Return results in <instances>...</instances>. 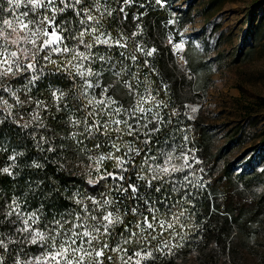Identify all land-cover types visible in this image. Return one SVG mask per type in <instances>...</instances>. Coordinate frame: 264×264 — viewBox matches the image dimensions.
Listing matches in <instances>:
<instances>
[{
  "label": "rangeland",
  "instance_id": "374dc122",
  "mask_svg": "<svg viewBox=\"0 0 264 264\" xmlns=\"http://www.w3.org/2000/svg\"><path fill=\"white\" fill-rule=\"evenodd\" d=\"M104 1L107 3L104 5L114 13L117 0ZM147 3L144 12L134 10L133 20L137 24L130 30H117L111 27L110 21L102 24L103 30L110 32L113 40L126 38L122 42L127 47L105 48L102 51L101 55L112 57L116 71L121 68L125 71L118 78L105 67L99 77L101 88L109 87L108 94L125 108L132 107L135 97L123 86L124 79L134 85L137 93L143 94L147 89L162 104L164 101L159 94L158 85L164 89L183 127L174 136L164 139L162 145L148 155L156 156L155 162H160L161 152L175 147L177 158L173 163L177 167L183 166L184 161L179 156L181 152H187L192 168L166 178L167 183L154 181L153 185L159 183L164 187H173L174 181L182 180L187 174L192 184L203 183L204 187L196 188L186 183L182 190L190 186L195 189L199 198L210 196L212 209L219 203V210L224 214L223 217L229 219L231 226L225 233L228 241L226 249L215 241L206 244L205 240H198L202 236L194 237L195 233L202 234L207 226L206 220L202 218V207L195 202L187 204L185 198L180 199L178 206L172 208L171 212L168 210L157 216L158 220H170L172 212H184L180 217V223L184 225V228H180L183 239H179L177 245L170 246L172 253L168 255L176 257L181 264H209L205 262L208 256L204 252L215 249L216 264H264V210L261 209L258 217L252 219L242 230L235 224L232 216L248 206L254 211L261 204L260 198L264 192V107L260 104V100L264 98V0H166L164 6L156 4L155 0H147ZM131 5L132 2L119 5L118 11L121 7L124 8L122 21H125L124 13L128 14ZM151 13H159L158 16L162 18L163 35L156 29L154 35L149 37L144 23L145 16ZM3 15L10 18L8 13ZM137 16L140 20L135 19ZM134 32L137 33L136 36L132 35ZM170 35H175L176 40L184 44V57L179 61H175L172 55ZM86 39L92 42L91 37ZM129 41L134 44H129ZM137 45L145 50L155 48L157 51L153 56L145 57L136 51ZM132 54L137 56V61L131 60ZM145 60L151 71L142 75L145 82H140L138 86L137 79L125 73L128 68L139 69L140 64L144 66ZM99 65L100 62H96L93 67L99 70ZM139 75L136 73L134 76ZM91 79L95 82L97 78ZM100 92V88L90 90L98 99ZM193 107L197 108L196 112H192ZM163 109L164 107L160 109L161 116L165 114ZM185 136L187 140L184 139ZM120 139L121 148L125 149L123 142L131 138L122 136ZM102 151L107 153L105 149ZM192 157L199 163H195ZM143 161L144 156L139 159L140 167L134 173L136 181H139L137 174H148L147 165ZM227 167L232 168V175L228 180L221 179ZM104 168L110 172L117 170L113 160L106 161ZM255 172L262 173L261 183L253 182L246 186L245 182L236 177L237 173L247 175ZM90 179L96 180V177ZM113 183L112 180L104 183L103 199ZM97 184L98 182L92 185ZM215 185H219L216 197L212 193ZM175 186L179 187L178 184ZM228 189H231V199L228 197ZM198 217H201L200 221H197ZM119 226L120 224L114 225L112 233ZM246 230H249L247 235ZM132 231L138 230L134 228ZM144 236L147 233L138 234L137 240ZM197 240L200 241L199 247L190 244ZM148 244L138 242L134 251L141 248L152 250ZM200 248L202 251H199ZM43 250L38 244L37 252L32 258L41 255ZM167 251L164 250V253ZM133 252L127 254L131 256Z\"/></svg>",
  "mask_w": 264,
  "mask_h": 264
},
{
  "label": "snow or ice",
  "instance_id": "6c2138e0",
  "mask_svg": "<svg viewBox=\"0 0 264 264\" xmlns=\"http://www.w3.org/2000/svg\"><path fill=\"white\" fill-rule=\"evenodd\" d=\"M5 2L7 7H5ZM84 0H0V109L3 110V118H0V126L6 124L11 119V122L18 128L29 129L34 127V131L28 133L32 139L36 141L37 146L42 143H49L47 152H55V147L51 146L50 141H47L43 135L39 138L35 135V130L45 129L46 125L40 115V111H47V105L42 101L36 100V108L30 114V119L21 124L13 113L15 105L24 106L28 101L22 100L18 92H32L36 87L37 82L45 74V67L53 66L57 73H64L70 79L75 81L79 78L80 89L79 95L82 100L86 101L82 104L86 110V116L83 121L79 118H70L73 128H78L83 124L82 131H72L70 138L78 145L84 144L85 140H95L98 137H106V143L110 145V151L107 153L100 152L98 155H89V176L95 172L96 180L89 179V184H95L99 180L111 179L115 184V190L119 193H130L131 199L134 201L143 199L144 208L151 215V220L148 215H144L142 209L138 206H133L130 211L133 215H140L142 220L137 221L135 228L138 231H129L125 225V231L129 232L127 237H122V240L117 242L115 247H111L106 241H102L101 237H110L114 225L124 224L123 217L118 211L107 210L114 203L111 198H104L102 201L91 199L94 208H89L84 205L83 201L72 197L77 205H81V210L74 213L72 219H58L53 227L47 231H41L37 225L40 221V216L37 212H23L21 205L13 199L9 205V211L6 218L16 216V220H12L13 225L19 223L21 226L15 228V232L22 236V239L17 241L11 237H3L0 234V264H6L3 252L9 251L11 244H40L44 250L41 255L31 258L27 261H21L19 257L14 260V264H104L106 252L120 254L119 259L121 264H142L143 261L155 259L153 250H145L143 248L135 250L131 256L127 255L128 249L124 245L133 244L136 241L138 234L148 233L140 241L141 243H150L148 237L152 240L156 239L155 233L157 228L160 229L162 235L165 231L179 228H184L180 223V217L184 212H172L170 220L157 219L156 213L159 209L155 206L156 203H163L166 198L161 201L151 202L139 196L140 187L130 178L126 177L125 173L129 171V167L135 166V158L141 156L142 150L135 146L136 142H142L143 145H151L153 137L161 132V125L166 123L163 116L160 114V109L165 107L154 95L147 89L143 94L135 91L134 85L127 79L123 81V86L128 90L129 94L135 97V103L130 108H125L116 99L109 95V87L101 88L99 77L102 75L105 67L116 77H121L124 74V68L116 71V64L113 63L112 57L105 54L101 55L94 48L98 45L105 48L119 47L126 48V43L122 40L124 37L113 40L111 33L103 30L102 18L105 14L112 16V11L103 8L96 0L94 7L87 6L79 7ZM132 0H124V4L131 3ZM155 3L164 6L166 0H155ZM21 8L24 10L21 11ZM71 9L74 16L78 18V27H70L67 19H61L58 22V16ZM121 12L124 8L121 7ZM99 15H94L93 13ZM8 13L10 18L3 14ZM125 18L127 16L124 13ZM137 16L135 19H139ZM172 23V21H170ZM140 28V25H137ZM136 36L137 33H132ZM87 37H91L89 42ZM169 42L172 43L171 38ZM173 48L177 52L183 51V42L174 43ZM83 49V50H81ZM137 52L142 53L145 57H151L157 51L155 48L145 50L142 46L137 45ZM123 56V53L121 54ZM133 62L137 61L135 54L131 55ZM183 59V57H182ZM100 62L99 70H96L93 65ZM186 62V61H185ZM147 65L148 61L145 60ZM128 75L136 79L133 73L128 72ZM23 77L25 83L23 89L15 88L10 82ZM92 77H96L93 82ZM137 84L140 81L137 79ZM100 88V98L90 93V90ZM4 93L8 94L14 100V103H9L4 97ZM54 100L57 101V111H60L59 102L64 100L65 93L59 89L52 92ZM67 107V104L64 105ZM192 112H196L197 108L193 107ZM173 115L177 113L173 111ZM23 117H21L22 119ZM191 118V117H189ZM167 123H171L169 119ZM150 125H152L150 127ZM115 133V135H112ZM127 136L131 138L123 142L125 151L121 153V137ZM3 137V130L0 129V138ZM82 137L83 139H78ZM141 138H143L141 140ZM187 140V136L184 137ZM158 142V140H157ZM94 149L104 147L102 143H93ZM42 150H44L42 148ZM84 150H89L87 145H84ZM151 148L144 152L143 163L147 165L148 174H137V179L146 183L147 187L152 188L153 182L167 183L166 178H172L174 174L186 172L192 168L189 162V153L181 152L179 158L183 159L184 164L177 167L173 161L176 148L172 147L170 151L161 152V160L157 161L154 155H148ZM22 152H15L9 157L13 161L12 167H16L15 160L18 156H22ZM195 160L194 157H192ZM113 160L116 165V171H107L104 168L106 161ZM195 163H199L195 160ZM32 167L40 169L42 164L34 162ZM3 173L12 176L13 173L9 167L2 170ZM125 181L127 185L125 186ZM173 191H179L184 188L185 184H191L196 188H203V183L192 184L187 174L182 180L174 181ZM179 185L176 187L175 185ZM155 192H161V187H155ZM191 195L188 192L184 193L182 199ZM174 205L169 206L171 212ZM95 208L103 209L98 217L93 212ZM175 235H180L177 231ZM59 238V239H58ZM183 239V237H181ZM50 241V244L47 242ZM99 245V246H98ZM166 254L172 253V248L165 242L162 248H156V252ZM109 261L112 260L111 255L107 256Z\"/></svg>",
  "mask_w": 264,
  "mask_h": 264
},
{
  "label": "trees",
  "instance_id": "16d2710c",
  "mask_svg": "<svg viewBox=\"0 0 264 264\" xmlns=\"http://www.w3.org/2000/svg\"><path fill=\"white\" fill-rule=\"evenodd\" d=\"M110 0H108L109 2ZM102 10L103 8H109L105 6L104 0H99ZM124 0H117L116 9L111 17L105 16L102 18V24L106 21H110L111 27L119 30H130L136 26V21L133 20V12L136 10L138 13L145 11L147 0H132L133 5L130 7V11L126 16L125 21H122L124 17L122 12L118 11L119 5L123 3ZM96 0H84V2L79 7L87 6L89 8L94 7ZM143 4L145 5L143 7ZM94 15H99L98 13H93ZM159 13H151L145 16V29L148 31L149 37H152L155 30L158 29L160 35H163L161 28V17L158 16ZM61 19H67L70 23V27H78V18H76L69 9L65 13L58 16V22ZM140 20V19H138ZM129 44H134L129 41ZM95 51L105 50V47L98 45L94 48ZM126 50V49H125ZM15 88L23 89L25 83L23 77H18L15 80L10 81ZM59 89L65 93L64 100L59 102L60 111H57V101L54 100L52 92ZM80 81L77 78L75 81L70 79L64 73H57L53 66L48 65L45 67V74L37 82L36 87L32 89L30 93H24L23 91L18 92V95L22 100L28 101L31 97L30 102H26L23 107L20 105H15L13 108V113L16 119L20 121L21 124L27 122L30 119V114L36 108L35 101L40 100L44 105H47V111H40V115L46 125L45 129L35 130V135L39 138L41 135L45 137L47 141H50L51 146L55 147V152H47L46 149L50 146L49 143H42L41 146H37L36 141L32 139L28 133L34 131V127L29 129L18 128L15 124L11 122V119L6 122L5 125L0 126L3 130V137L0 138V170L5 167H9L13 173L9 176L6 173L0 171V234L3 237H11L14 240H21L22 236L15 232L16 227H20L19 223L13 225L12 220H16V216L6 218V214L9 211V205L12 200L15 199L21 205V211L27 212H37L40 216V221L37 227L41 231H47L48 228L53 227L55 221L58 219H72L74 213L81 210V205H77L72 199L76 197L83 201L84 205L89 208H94L91 199L103 200V186L104 183H109L111 180H99L96 186L89 184L90 178L96 177L95 172L91 173L89 176V155H98L103 152V148L97 150L92 147L93 143H102L106 145V137H98L95 140H85L84 144L78 145L75 141L70 138V133L72 131H82L83 124L78 128H73L70 122V118H79L83 121L86 116V110L81 107L86 101L82 100L79 95ZM9 103H14V100L8 96V94H3ZM67 104V107L64 105ZM260 104L264 107V98L260 100ZM3 110L0 109V118H3ZM21 117H23L21 119ZM78 139H83L78 137ZM84 145H87L89 150H84ZM42 148L44 150H42ZM15 152H22V156H18L15 160L16 167H12L13 161L9 159L11 155ZM40 163L43 165L40 169L32 167L33 163ZM107 171H109L107 169ZM232 168L227 167L223 171L224 176L221 179L231 176ZM228 175V176H227ZM236 177L241 181L245 182L246 186H250L254 183H261L263 181L262 173L255 172L252 174H242L237 173ZM131 182L136 183L140 187V195L148 198L151 202L161 201L162 198H166L163 203H156L159 209L158 213L162 214L169 210L170 205L178 206L179 200L184 197V193L188 192L189 195L185 200L187 204L195 202L197 205L202 207L204 219L207 222L205 230L202 234L196 232L194 237H201L205 240L206 244L211 241H215L219 245L223 246L224 249L228 246L227 241V230L230 226V221L227 217H223L224 214L219 210L220 204H215V209H212V199L210 196L205 195L204 198H199L195 189H191L188 186L187 189L180 188L179 191H173L171 185L164 187V185L155 184L152 188L147 187L145 183L136 181L134 176ZM229 183V182H228ZM160 186L161 192H155V187ZM219 185H215L212 189L214 197H216V190H219ZM228 197L231 199V189H228ZM207 193V192H205ZM230 194V195H229ZM238 200H241L238 198ZM261 204L254 211L250 206L247 209L242 208L238 214H232L235 224L239 229L245 228V226L250 223L252 219L258 217L261 209L264 210V192L260 198ZM172 207V208H174ZM103 209L95 208L93 212L94 215L98 217L101 215ZM201 217L197 218L200 221ZM247 228V227H246ZM247 229H250L247 228ZM160 229L157 228L156 239L152 240L150 236L149 246L152 247L154 251L155 259L143 261L142 264H181L178 263L176 257L173 255L162 254L156 252V248H162L165 242L169 246L177 245L178 241L181 239L180 228L165 231L162 235L160 234ZM180 235H175L176 232ZM249 230L245 231V235L249 234ZM128 232L125 229L117 227L116 232L112 233L110 237H101L102 241H106L111 247L116 245L117 242L122 240V237H127ZM226 233V234H225ZM148 236V233H147ZM59 239V238H58ZM143 238L137 240L130 245H124L128 249V252L134 251V246L136 243L140 242ZM180 239V240H179ZM195 241L190 243L200 246V241ZM245 242V241H244ZM50 244V241L47 242ZM147 243V242H145ZM143 243V244H145ZM199 245V246H198ZM99 246V245H98ZM38 244H11L9 245V251L3 252V256L6 264H14V260L19 257L21 261H27L32 258V255L36 254ZM174 248V247H173ZM164 250L167 251V248ZM215 249L204 252V255L208 256L205 262L209 264H216L215 260ZM199 251H202L200 248ZM111 255L112 260L109 261L107 256ZM128 255V254H127ZM120 254L113 252H106L104 258V264H121L119 259Z\"/></svg>",
  "mask_w": 264,
  "mask_h": 264
},
{
  "label": "built area",
  "instance_id": "2783aa9c",
  "mask_svg": "<svg viewBox=\"0 0 264 264\" xmlns=\"http://www.w3.org/2000/svg\"><path fill=\"white\" fill-rule=\"evenodd\" d=\"M169 38H171L172 40V49L175 52V61H179L178 59V52L173 48V44L174 43H179L178 41H175V35H170ZM119 53V51H118ZM128 71L125 73L127 76L128 72L133 73L134 75L140 74L139 77H136V79H138L142 84H144L145 80L144 77L142 75L148 73L151 71V68L149 65H144L142 66L140 64V68L139 69H127ZM125 80V79H124ZM139 83L138 86L141 84ZM158 89L160 91V95L162 96L161 99L163 102V104L165 105L164 109L162 110V112H165L164 115H162L166 121V123L164 125H161V132L158 133L156 136L153 137V143L151 145L145 146L143 145L142 142H136L135 146L137 148H140L142 150V154L139 157L135 158V166L134 167H129V171L126 174V177L130 178V182L133 176H135V171L138 170V168L140 167L139 163V159H141L144 156V152L147 151L148 148H151V152L156 151L161 145L162 142L164 141V139H168L169 137L174 136L178 130L183 127V123L179 121L178 117L176 115H173V104L172 102L168 99V97L166 96V93L164 91V89L158 85ZM171 120V123H167L168 120ZM152 125H150L151 127ZM143 138H141L142 140ZM158 140V142H157ZM103 149H105L106 152L110 151V145L106 144L104 145ZM126 149H122V153L123 151H125ZM149 152V153H151ZM127 182L129 181H125V186L127 185ZM130 193L128 194H123V193H119L115 190V184L113 183L111 185L110 191L108 194H106L105 198H111L113 199L114 203L112 205H110L108 207L107 210L109 211H118L119 214L123 217L124 219V224H120V228L125 229V225L128 226L129 230L132 231L135 228V225L137 223V221L142 220L143 217L140 215H133L130 211V209L133 206H138L142 209V211L144 212V215H148L149 219H151V215L147 212V210L144 208V201L143 199L134 201L133 199L129 198L130 197ZM139 196L143 197L144 199L149 200L148 198L144 197L143 195H140L139 192ZM150 201V200H149ZM156 206V204H155ZM157 207V206H156ZM158 216V212L156 213V217Z\"/></svg>",
  "mask_w": 264,
  "mask_h": 264
},
{
  "label": "bare ground",
  "instance_id": "6f19581e",
  "mask_svg": "<svg viewBox=\"0 0 264 264\" xmlns=\"http://www.w3.org/2000/svg\"><path fill=\"white\" fill-rule=\"evenodd\" d=\"M175 41H177V40H176V37H175ZM171 50H172V55H173V57L175 58V52H174V50L172 49V46H171ZM182 57H184V50L181 51V52H178V59H182Z\"/></svg>",
  "mask_w": 264,
  "mask_h": 264
}]
</instances>
